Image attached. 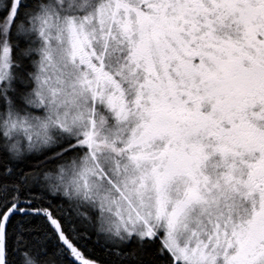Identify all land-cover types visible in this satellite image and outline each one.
Listing matches in <instances>:
<instances>
[{
    "label": "snow or ice",
    "instance_id": "1",
    "mask_svg": "<svg viewBox=\"0 0 264 264\" xmlns=\"http://www.w3.org/2000/svg\"><path fill=\"white\" fill-rule=\"evenodd\" d=\"M0 264H264V0H0Z\"/></svg>",
    "mask_w": 264,
    "mask_h": 264
}]
</instances>
